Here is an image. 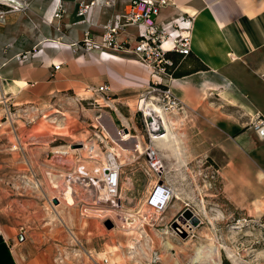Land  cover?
I'll return each mask as SVG.
<instances>
[{
  "label": "crops",
  "instance_id": "1",
  "mask_svg": "<svg viewBox=\"0 0 264 264\" xmlns=\"http://www.w3.org/2000/svg\"><path fill=\"white\" fill-rule=\"evenodd\" d=\"M19 1L20 6L0 2V100L6 97L16 108L13 119L0 128L11 144L17 143L12 157L31 169L37 163L49 168L50 158L66 156L80 171L87 170V163L102 164V154L114 147L112 136L120 135L112 125L108 135L99 119L110 113L129 123L130 133L138 137L134 133L139 127L124 112L134 117L142 112L146 119L142 99L159 102L148 93L152 73L131 51L85 52L71 44L86 30L101 35L107 24L119 21L130 0ZM93 1L79 15L80 4ZM159 21L191 37V53L181 58L179 76L166 82L182 100L192 125L201 116L198 124L208 146L216 143L226 151L227 191L243 205L264 196L258 176L264 173L259 163L264 134L253 126L264 120V0H174ZM137 35V27L127 26L119 39L133 42ZM194 58L207 69L191 71ZM55 64L62 65L56 72ZM102 84L110 87L106 94L96 92ZM178 110L169 112L175 122ZM72 141L80 148L69 149ZM86 144L95 155L87 154ZM50 228L13 246L0 235V264H87L80 252L64 249L66 230Z\"/></svg>",
  "mask_w": 264,
  "mask_h": 264
},
{
  "label": "rangeland",
  "instance_id": "2",
  "mask_svg": "<svg viewBox=\"0 0 264 264\" xmlns=\"http://www.w3.org/2000/svg\"><path fill=\"white\" fill-rule=\"evenodd\" d=\"M11 3L21 5L19 0ZM8 103L15 113V104L11 100ZM4 114L5 111L1 112L0 118ZM124 114L139 127V132L134 133L139 136L130 141L134 143L139 138L144 151H125L112 137L114 147L108 152L120 153L117 160L123 163L119 200L115 204L109 201L114 197L109 198L103 182L94 191L97 186L89 177L90 171L81 172L74 162H68L67 156L64 160L50 158L49 168L38 163L33 169L19 164L18 157L11 155L17 143L11 144L0 128V235L10 246L20 245L36 231L51 226L50 232L55 227L66 230L64 249L80 252L87 258V264H213L209 254L215 245L221 246V264H264V196L251 198L243 205L227 191L229 177L225 173L230 165L225 150L217 149L216 143L208 146L198 124L201 116L197 115L192 125L186 109L178 110L177 122L171 118L170 124L176 140L170 136L169 141L156 147L142 112L135 117L128 112ZM104 118L114 129L132 128L129 123L112 118L110 113ZM260 120L253 126L264 134L263 127L257 126ZM72 142L69 149L80 148L78 142ZM151 142L164 162L162 179L179 191L182 200L172 199L163 214L157 212L158 218L150 217L147 221L142 218L147 200L161 178L147 158L146 149ZM259 145V163L264 169V141ZM215 151L221 159H216ZM59 174L63 175L58 182L61 188L52 194L49 177ZM66 186L72 187L75 202L72 205L57 197L64 196ZM126 220L138 226L128 229ZM71 231L79 241L74 240ZM21 235L25 236L24 241H20ZM199 251L202 254L198 255Z\"/></svg>",
  "mask_w": 264,
  "mask_h": 264
},
{
  "label": "built area",
  "instance_id": "3",
  "mask_svg": "<svg viewBox=\"0 0 264 264\" xmlns=\"http://www.w3.org/2000/svg\"><path fill=\"white\" fill-rule=\"evenodd\" d=\"M173 3L174 0H130L127 11L120 16L119 21L107 24L101 35L97 37L90 30H86L83 38L71 45L85 52L103 51L104 49L133 52L137 60L147 66L152 73V82L149 84L148 93L163 104L168 111L175 108L182 109L184 107L182 100L173 91L171 84L166 82V80L174 78L168 71V67L173 62L168 53L177 51L188 55L191 52V37L178 33L177 26L168 27L159 21L162 10ZM93 4L94 1L90 4L82 2L79 15L84 16ZM57 15L60 16L59 13ZM127 26L138 28V35L133 42L119 39L121 29ZM61 66V64H55V72L60 70ZM109 91L110 87L107 84L96 88V92L103 94ZM8 101L9 99L6 97L0 100V113L5 111L4 116L0 118V126L4 119L12 120L15 114ZM257 126L264 127V120H260V125ZM146 154L152 169L161 177L150 194L149 203L163 214L174 198V189L162 179L165 166L153 142L147 146ZM109 161V170H106L107 176L102 182L114 197L109 201L115 204L119 200L121 167L113 156L109 158ZM24 240L25 236L21 235L20 241Z\"/></svg>",
  "mask_w": 264,
  "mask_h": 264
},
{
  "label": "bare ground",
  "instance_id": "4",
  "mask_svg": "<svg viewBox=\"0 0 264 264\" xmlns=\"http://www.w3.org/2000/svg\"><path fill=\"white\" fill-rule=\"evenodd\" d=\"M0 2L11 3V2H14V0H0ZM141 105H142L143 112H145V117H146L147 125H148V131L150 132L152 141L154 142L155 146L159 147L161 143L169 141L170 136H173V138L176 140V136L173 134L172 126L170 125L171 124V118H172L171 113L165 111L166 108H164V105H160L157 102H154L153 100L152 101L151 100H143V101H141ZM100 122L103 125L104 129H106L107 133H109L111 135V132L109 131L111 124H109L108 119L106 120L104 117H102ZM263 130H264V127H263ZM119 133H120V138H117V136L116 137H113L112 135L111 136L115 140L119 141L118 144L123 150L133 152V153L138 152V151L143 153V151H144L143 143L139 138L137 140H135V142L133 143L130 141V139L133 137L131 133H126V132H123L120 130H119ZM86 146H88L87 154L88 155H95V149L92 148L89 144H86ZM237 151H238V149H237ZM179 152H180V149H178V153ZM231 153H232V151H231ZM119 155H120V153H116V152L114 153V151H110L106 155L102 154V157L105 160L104 163L100 164V165H103L102 168L99 165H97L95 168L94 164H88V163L84 164L83 168H85V169L87 168V171H90L89 177H91L92 183L97 186L94 189V191L95 190L97 191V188L99 186H101V184H102L101 183L102 180H104L107 176L106 170H109V166H110L109 158L111 156H113V158H115L117 160V156H119ZM181 158H183L182 155H181ZM184 161H186V160H184ZM243 161H242V163H243ZM68 162L71 164L73 163V161L71 159H69ZM117 162L119 165L123 164V163H119L118 160H117ZM250 171H251V169H250ZM81 172H83V171H81ZM258 176H259L260 181L264 184V173L259 172ZM61 178H63V175L59 174L57 177L50 175V177H49V179L51 180L50 186L53 189L52 194L57 193L56 188H61V185L58 183ZM247 180H249V179H247ZM127 182L128 183L130 182L129 178H128ZM238 183L239 182H237V184ZM104 187L105 188H103V189L106 190V193L108 194V196L110 198L112 196L111 191L109 190V188L107 186L104 185ZM241 190H243V189H241ZM239 192H241V191H239ZM244 193H245V191H244ZM57 197L60 199L61 202H66L67 204H70V205L75 203L74 199L72 197V187L71 186H66V191H64V196H62V194H58ZM90 199L93 200L92 197H90L89 200ZM149 199H150V197H149ZM149 199L147 200L148 206L145 208V213L142 216V218L147 220V221L150 219V217L158 218V215H159V214H157L158 211L150 205ZM173 199H176L179 201L182 200V196L180 195V193L177 189H174V198ZM103 202H105V201H103ZM137 226L138 225H136V223L132 224V223L128 222L127 220L125 221V227H127L128 229L136 228ZM71 236L74 238L75 241H79V237L77 236V234H75L72 231H71ZM220 250H221V246L215 245L212 248V250L210 251L209 255H210V259H211L213 264H221V260H220L221 251ZM200 254H202V253L199 251L198 255H200Z\"/></svg>",
  "mask_w": 264,
  "mask_h": 264
},
{
  "label": "trees",
  "instance_id": "5",
  "mask_svg": "<svg viewBox=\"0 0 264 264\" xmlns=\"http://www.w3.org/2000/svg\"><path fill=\"white\" fill-rule=\"evenodd\" d=\"M190 53L188 55H184V54L177 52V51H170L168 53V56L173 61L172 64L168 67V71L174 78L178 77L180 74L178 70H179V67L181 65V58L188 57L190 55ZM193 61H196V65H195V68H193L191 71H198L201 69H207V66L203 62H201L198 58H194Z\"/></svg>",
  "mask_w": 264,
  "mask_h": 264
},
{
  "label": "water",
  "instance_id": "6",
  "mask_svg": "<svg viewBox=\"0 0 264 264\" xmlns=\"http://www.w3.org/2000/svg\"><path fill=\"white\" fill-rule=\"evenodd\" d=\"M116 132L118 133V135H120L119 129H116ZM123 132L130 133V130H129V128H125V129H123ZM55 202L57 203L58 200H55Z\"/></svg>",
  "mask_w": 264,
  "mask_h": 264
}]
</instances>
